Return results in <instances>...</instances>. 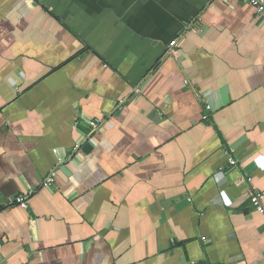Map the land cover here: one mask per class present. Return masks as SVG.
Instances as JSON below:
<instances>
[{
	"label": "crops",
	"instance_id": "0c3cea01",
	"mask_svg": "<svg viewBox=\"0 0 264 264\" xmlns=\"http://www.w3.org/2000/svg\"><path fill=\"white\" fill-rule=\"evenodd\" d=\"M251 186L264 192L252 6L0 0V264H264Z\"/></svg>",
	"mask_w": 264,
	"mask_h": 264
},
{
	"label": "built area",
	"instance_id": "2783aa9c",
	"mask_svg": "<svg viewBox=\"0 0 264 264\" xmlns=\"http://www.w3.org/2000/svg\"><path fill=\"white\" fill-rule=\"evenodd\" d=\"M244 2H246L247 4H249L250 6H252L255 10L257 15L264 19V0H243ZM179 39H175L172 43H171V47H170V53L172 55H177L178 51H177V47L179 46ZM211 110V107H207V111L209 112ZM209 117L206 115L205 116V120L208 119ZM102 124L101 120L96 121V126ZM230 164L232 166H236L237 162L235 159H231L230 160ZM55 174L52 173L44 182V186H49L51 185L54 180H55ZM247 196L250 200V203L252 204L253 208L259 212L260 214L264 215V192L259 190L257 187L255 186H251L248 188L247 190ZM13 204H16L24 209L28 208V205L26 203V198L24 196H16L13 199ZM3 245L2 243H0V250L2 249Z\"/></svg>",
	"mask_w": 264,
	"mask_h": 264
},
{
	"label": "water",
	"instance_id": "95a60500",
	"mask_svg": "<svg viewBox=\"0 0 264 264\" xmlns=\"http://www.w3.org/2000/svg\"><path fill=\"white\" fill-rule=\"evenodd\" d=\"M89 147H90V145L87 144V145H85L83 148H84V150H87Z\"/></svg>",
	"mask_w": 264,
	"mask_h": 264
}]
</instances>
